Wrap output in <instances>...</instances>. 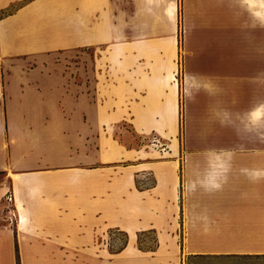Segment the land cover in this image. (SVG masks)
I'll return each instance as SVG.
<instances>
[{
  "label": "rangeland",
  "instance_id": "1",
  "mask_svg": "<svg viewBox=\"0 0 264 264\" xmlns=\"http://www.w3.org/2000/svg\"><path fill=\"white\" fill-rule=\"evenodd\" d=\"M129 2L134 29L115 56L102 47L38 64L33 58V70L69 75L75 84L84 62L92 72L102 58L98 99L116 111H102L103 126L85 134L70 128L72 161L78 149L95 162L66 167L68 186L59 171L43 181L46 200L33 208L34 225L28 192L18 191L27 201L25 223L10 195L1 213L26 234L34 226L52 236L61 227L71 247L84 242L87 255L64 257L70 264H264L253 188L236 182L238 154L264 149V0ZM207 171L229 183H190ZM208 200L219 206L206 207ZM211 212L217 219L207 218ZM29 258L18 255L17 264Z\"/></svg>",
  "mask_w": 264,
  "mask_h": 264
},
{
  "label": "crops",
  "instance_id": "2",
  "mask_svg": "<svg viewBox=\"0 0 264 264\" xmlns=\"http://www.w3.org/2000/svg\"><path fill=\"white\" fill-rule=\"evenodd\" d=\"M129 1L0 0V264H17L18 255L29 256L28 264H33V256L39 257L35 264H43L40 259L43 256L46 257L44 264H70L64 257L87 255L84 242L71 247L70 234H65L64 228H57L53 237L34 226L29 228L28 234L20 229V221L25 223L28 214L27 201L18 191L28 192L30 223L33 224V208L44 205L38 198L46 200L43 181L51 180L59 171L67 177L68 186L72 171L66 167L71 163L95 162V155L91 157L78 149L77 161H72L70 128L77 127L79 134H85L86 127L103 126L102 111L108 115L116 111L109 101L110 106H107L98 99L102 95L103 72L96 66L101 64L102 58L93 60L92 72H87L84 62L83 68H78L80 77L76 84L71 83L69 75L33 70V58L38 64L54 53L85 52L102 47L115 56L118 44H124L127 33L134 29L133 23L128 22V15H133ZM106 58H110L109 54ZM104 79L108 81L109 71L105 72ZM112 94V89L107 88V95ZM85 142L86 138L83 146ZM238 160L236 182L253 188L254 206L259 207L255 215L264 224V149L239 153ZM145 170L142 167L132 173L131 187L136 186L139 174L143 176ZM80 171L78 175L84 174L85 178V173ZM208 173L191 175L189 181L197 185L229 183V179L222 181ZM23 179L27 182L21 186ZM7 195L12 197L16 208L12 212L23 218L18 226L9 223L1 213L7 207L4 204ZM205 202L206 207L219 206L214 200ZM220 206L229 207V203ZM217 217L213 212L207 216ZM255 231L264 234L263 227ZM24 237L27 238L24 240ZM214 237L221 238V235Z\"/></svg>",
  "mask_w": 264,
  "mask_h": 264
},
{
  "label": "bare ground",
  "instance_id": "3",
  "mask_svg": "<svg viewBox=\"0 0 264 264\" xmlns=\"http://www.w3.org/2000/svg\"><path fill=\"white\" fill-rule=\"evenodd\" d=\"M175 5L173 4L171 9H170V12L168 13V17L171 21H174L175 20Z\"/></svg>",
  "mask_w": 264,
  "mask_h": 264
}]
</instances>
